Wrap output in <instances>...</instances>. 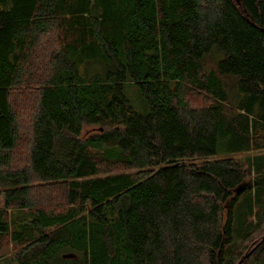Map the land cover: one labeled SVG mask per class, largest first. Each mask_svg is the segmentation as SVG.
<instances>
[{
	"label": "trees",
	"instance_id": "trees-1",
	"mask_svg": "<svg viewBox=\"0 0 264 264\" xmlns=\"http://www.w3.org/2000/svg\"><path fill=\"white\" fill-rule=\"evenodd\" d=\"M263 149L264 0H0L15 264H264V166L231 156ZM244 191L259 209L234 243Z\"/></svg>",
	"mask_w": 264,
	"mask_h": 264
},
{
	"label": "rangeland",
	"instance_id": "rangeland-1",
	"mask_svg": "<svg viewBox=\"0 0 264 264\" xmlns=\"http://www.w3.org/2000/svg\"><path fill=\"white\" fill-rule=\"evenodd\" d=\"M57 39H59V34L56 33L52 35L51 38L48 39V43L54 44ZM44 47V45H42ZM216 51L218 53L217 61H221L224 58V55L217 51V48H213L212 53ZM208 68L213 67L215 65L212 64V60L207 59ZM123 92L128 100L131 107L134 109L135 112L139 114H146L147 107L143 100L140 97V93L138 87L133 83H126L123 87ZM23 129V121L21 124ZM27 130L21 131V136L24 134L25 139L28 138ZM23 135V136H24ZM238 163L246 166L247 168L251 169H260L264 166V149L259 151H250L248 153H238L231 155ZM224 156L218 155L214 158H222ZM16 160L18 161L17 157ZM60 191V187L55 186L53 189H48L47 192H42L45 196H49L50 192ZM52 194V193H51ZM42 197V198H43ZM55 196L53 197V199ZM52 199V200H53ZM54 202V203H53ZM64 203L62 200L59 201H50L49 203L43 202L45 206L50 209L57 210L62 206ZM3 205V197L0 196V209ZM259 209V194L255 191H244L240 196L238 201L235 203L233 207V241L234 243L237 242L240 237L238 234L242 233L244 228L250 224L251 222L256 221V212ZM16 252V247L11 242V238L9 235L5 233H0V264H15L14 255Z\"/></svg>",
	"mask_w": 264,
	"mask_h": 264
},
{
	"label": "water",
	"instance_id": "water-1",
	"mask_svg": "<svg viewBox=\"0 0 264 264\" xmlns=\"http://www.w3.org/2000/svg\"><path fill=\"white\" fill-rule=\"evenodd\" d=\"M239 192H240V190L237 191V193H239ZM263 239H264V238H263ZM62 257H63V258H74L75 255H74V254H66V255H63ZM244 257H246V256H244Z\"/></svg>",
	"mask_w": 264,
	"mask_h": 264
}]
</instances>
